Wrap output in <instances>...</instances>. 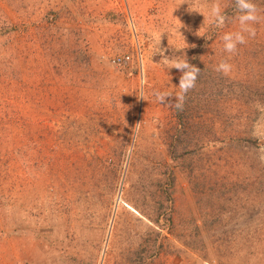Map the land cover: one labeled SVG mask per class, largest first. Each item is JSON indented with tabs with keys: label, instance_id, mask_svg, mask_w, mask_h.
<instances>
[{
	"label": "rangeland",
	"instance_id": "rangeland-1",
	"mask_svg": "<svg viewBox=\"0 0 264 264\" xmlns=\"http://www.w3.org/2000/svg\"><path fill=\"white\" fill-rule=\"evenodd\" d=\"M214 2L0 0V264H264V18L230 56Z\"/></svg>",
	"mask_w": 264,
	"mask_h": 264
},
{
	"label": "clouds",
	"instance_id": "clouds-1",
	"mask_svg": "<svg viewBox=\"0 0 264 264\" xmlns=\"http://www.w3.org/2000/svg\"><path fill=\"white\" fill-rule=\"evenodd\" d=\"M235 11L237 15L234 17L239 23V30L235 32H226L222 37L223 51L230 56L238 53V46L245 45L248 38L256 36V29L252 26L261 21L259 15L260 9L252 2V0H235ZM209 20L216 28H222L226 20L229 18L223 14L219 0H215L210 7ZM247 34V35H245ZM172 68L180 70L182 75L179 79V92L175 95V102H169L168 106L177 110H183V105L187 93L196 87V81L200 74V69L190 65L186 59L177 58L175 60H166ZM233 70V65L227 59L221 60L214 68V71L224 76H229ZM170 93H156V100L164 103L166 98L171 97Z\"/></svg>",
	"mask_w": 264,
	"mask_h": 264
},
{
	"label": "built area",
	"instance_id": "built-area-1",
	"mask_svg": "<svg viewBox=\"0 0 264 264\" xmlns=\"http://www.w3.org/2000/svg\"><path fill=\"white\" fill-rule=\"evenodd\" d=\"M127 29H128V33H129V37L132 40L133 44L136 45L134 52H130L129 54H122V55H114L112 57H110L109 59V63L114 66V67H120L126 64H129L132 61V53L135 55L134 57V62L136 63L135 66L136 67H141V58L138 52V39H137V35L136 32L134 30V26L131 23V21H127Z\"/></svg>",
	"mask_w": 264,
	"mask_h": 264
}]
</instances>
